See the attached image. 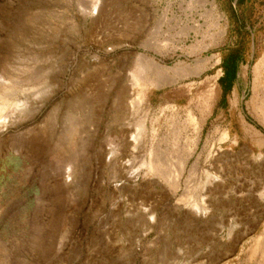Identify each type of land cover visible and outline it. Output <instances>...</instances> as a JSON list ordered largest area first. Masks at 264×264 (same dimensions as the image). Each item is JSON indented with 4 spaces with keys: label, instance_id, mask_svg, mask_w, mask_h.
<instances>
[{
    "label": "rangeland",
    "instance_id": "obj_1",
    "mask_svg": "<svg viewBox=\"0 0 264 264\" xmlns=\"http://www.w3.org/2000/svg\"><path fill=\"white\" fill-rule=\"evenodd\" d=\"M0 264H264V0H0Z\"/></svg>",
    "mask_w": 264,
    "mask_h": 264
},
{
    "label": "trees",
    "instance_id": "obj_2",
    "mask_svg": "<svg viewBox=\"0 0 264 264\" xmlns=\"http://www.w3.org/2000/svg\"><path fill=\"white\" fill-rule=\"evenodd\" d=\"M237 62L238 60L235 59L231 54L223 56L221 60L220 69L222 70V75L217 80V83L221 89V104L223 103L225 95L230 90L235 80Z\"/></svg>",
    "mask_w": 264,
    "mask_h": 264
},
{
    "label": "bare ground",
    "instance_id": "obj_3",
    "mask_svg": "<svg viewBox=\"0 0 264 264\" xmlns=\"http://www.w3.org/2000/svg\"><path fill=\"white\" fill-rule=\"evenodd\" d=\"M151 65H153V66H154V68H156L154 64H151ZM157 67H158V66H157Z\"/></svg>",
    "mask_w": 264,
    "mask_h": 264
}]
</instances>
